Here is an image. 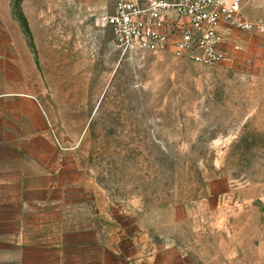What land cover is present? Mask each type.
<instances>
[{"label":"rangeland","instance_id":"rangeland-1","mask_svg":"<svg viewBox=\"0 0 264 264\" xmlns=\"http://www.w3.org/2000/svg\"><path fill=\"white\" fill-rule=\"evenodd\" d=\"M11 2L0 101L31 108L51 164L0 263L264 264V37L203 67L116 51L112 0H23L38 68Z\"/></svg>","mask_w":264,"mask_h":264},{"label":"built area","instance_id":"built-area-1","mask_svg":"<svg viewBox=\"0 0 264 264\" xmlns=\"http://www.w3.org/2000/svg\"><path fill=\"white\" fill-rule=\"evenodd\" d=\"M104 23L118 52L171 55L203 67L235 60L243 34L264 37V20L247 19L243 0H112Z\"/></svg>","mask_w":264,"mask_h":264},{"label":"crops","instance_id":"crops-1","mask_svg":"<svg viewBox=\"0 0 264 264\" xmlns=\"http://www.w3.org/2000/svg\"><path fill=\"white\" fill-rule=\"evenodd\" d=\"M8 8L7 3L3 11H8ZM243 11L249 20H263L264 0H243ZM1 12L0 0V17ZM1 65L0 58V67ZM8 74L7 70L0 68V76ZM30 110V107H18L12 103L4 104L0 101V242L8 243L17 239L18 227L24 225V222L20 220L26 217L19 212L22 206L32 205L30 203L33 194L47 191V187L39 183L43 181L47 183L48 173H34L33 164L35 158L36 163L47 167L50 166L51 159L47 153L33 147L34 139L42 130L37 125L34 126ZM14 248L13 253L17 255L19 253L16 252L17 247ZM7 254L0 249V258ZM13 262L17 264L16 259Z\"/></svg>","mask_w":264,"mask_h":264},{"label":"trees","instance_id":"trees-1","mask_svg":"<svg viewBox=\"0 0 264 264\" xmlns=\"http://www.w3.org/2000/svg\"><path fill=\"white\" fill-rule=\"evenodd\" d=\"M22 1L23 0H12L11 6H10V14L12 16V19L18 23V26H19V28L22 32V35L26 41L27 47L33 56V59H34L36 66L39 68L37 52L35 49V45L33 43L32 34H31L30 29H29L27 19L24 16V14L20 8V4Z\"/></svg>","mask_w":264,"mask_h":264},{"label":"water","instance_id":"water-1","mask_svg":"<svg viewBox=\"0 0 264 264\" xmlns=\"http://www.w3.org/2000/svg\"><path fill=\"white\" fill-rule=\"evenodd\" d=\"M46 101H47V102H48L53 108H55V104H54V102L52 101L50 95H47V96H46Z\"/></svg>","mask_w":264,"mask_h":264}]
</instances>
